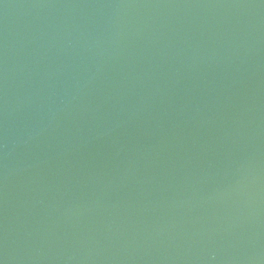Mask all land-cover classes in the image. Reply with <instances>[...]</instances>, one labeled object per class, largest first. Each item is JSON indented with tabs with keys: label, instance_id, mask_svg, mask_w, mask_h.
<instances>
[{
	"label": "water",
	"instance_id": "1",
	"mask_svg": "<svg viewBox=\"0 0 264 264\" xmlns=\"http://www.w3.org/2000/svg\"><path fill=\"white\" fill-rule=\"evenodd\" d=\"M0 152L77 264H264V0H0Z\"/></svg>",
	"mask_w": 264,
	"mask_h": 264
}]
</instances>
